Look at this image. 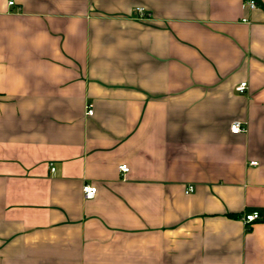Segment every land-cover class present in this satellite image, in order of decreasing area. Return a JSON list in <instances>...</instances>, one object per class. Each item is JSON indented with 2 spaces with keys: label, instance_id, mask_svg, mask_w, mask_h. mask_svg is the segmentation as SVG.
Listing matches in <instances>:
<instances>
[{
  "label": "crops",
  "instance_id": "0c3cea01",
  "mask_svg": "<svg viewBox=\"0 0 264 264\" xmlns=\"http://www.w3.org/2000/svg\"><path fill=\"white\" fill-rule=\"evenodd\" d=\"M14 1L0 264H264V0Z\"/></svg>",
  "mask_w": 264,
  "mask_h": 264
},
{
  "label": "built area",
  "instance_id": "2783aa9c",
  "mask_svg": "<svg viewBox=\"0 0 264 264\" xmlns=\"http://www.w3.org/2000/svg\"><path fill=\"white\" fill-rule=\"evenodd\" d=\"M14 2H15L14 0H9L10 4H13ZM245 5L249 6V7H255L256 6V0H246ZM136 12L138 13V16L140 19H144V18H147L150 16V13H148V11H146L143 7H138L136 9ZM246 86H247V81H242L241 83H239L237 85L236 88L238 90L242 91V90H245ZM88 113H90V114L93 113V109L89 108ZM245 129H246V127L244 126V123L241 120H234L231 123V130L234 133L244 131ZM252 163L256 164L257 161H252ZM129 168L130 167L127 163H123L120 165V169L124 172L128 171ZM82 189H83L84 196L87 198H91L97 193L98 187H97V185L92 184V183H85L83 185ZM192 189H193L192 186H190L188 188V191L192 190ZM259 217H260V211L258 209H254L252 211H246L242 214V219L246 223H252L254 220L258 219Z\"/></svg>",
  "mask_w": 264,
  "mask_h": 264
}]
</instances>
